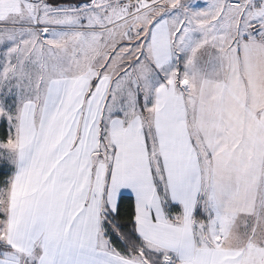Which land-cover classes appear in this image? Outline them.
<instances>
[{"label":"snow or ice","instance_id":"snow-or-ice-1","mask_svg":"<svg viewBox=\"0 0 264 264\" xmlns=\"http://www.w3.org/2000/svg\"><path fill=\"white\" fill-rule=\"evenodd\" d=\"M0 130V264H264V0H0Z\"/></svg>","mask_w":264,"mask_h":264},{"label":"trees","instance_id":"trees-1","mask_svg":"<svg viewBox=\"0 0 264 264\" xmlns=\"http://www.w3.org/2000/svg\"><path fill=\"white\" fill-rule=\"evenodd\" d=\"M2 135H3V132H2V130H0V136H2ZM0 178H2V177H0ZM129 203H130V202H125V207H126V208L129 206Z\"/></svg>","mask_w":264,"mask_h":264}]
</instances>
